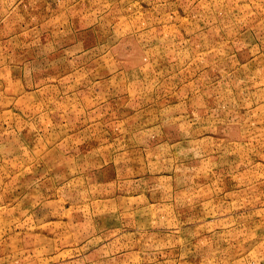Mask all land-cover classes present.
Returning a JSON list of instances; mask_svg holds the SVG:
<instances>
[{"label": "rangeland", "instance_id": "rangeland-1", "mask_svg": "<svg viewBox=\"0 0 264 264\" xmlns=\"http://www.w3.org/2000/svg\"><path fill=\"white\" fill-rule=\"evenodd\" d=\"M0 264H264V0H0Z\"/></svg>", "mask_w": 264, "mask_h": 264}]
</instances>
